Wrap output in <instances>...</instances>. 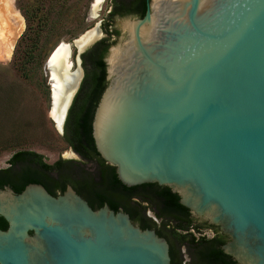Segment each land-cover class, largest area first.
I'll list each match as a JSON object with an SVG mask.
<instances>
[{
	"label": "water",
	"instance_id": "water-1",
	"mask_svg": "<svg viewBox=\"0 0 264 264\" xmlns=\"http://www.w3.org/2000/svg\"><path fill=\"white\" fill-rule=\"evenodd\" d=\"M117 29L91 121L97 153L127 187L170 188L229 237L221 250L238 264H264V0H147ZM101 36L74 41L80 79L60 130L79 55ZM0 216V264H170L153 229L70 187L0 188Z\"/></svg>",
	"mask_w": 264,
	"mask_h": 264
},
{
	"label": "rangeland",
	"instance_id": "rangeland-1",
	"mask_svg": "<svg viewBox=\"0 0 264 264\" xmlns=\"http://www.w3.org/2000/svg\"><path fill=\"white\" fill-rule=\"evenodd\" d=\"M3 2L0 0L1 4ZM92 2L93 0H14V7L23 17V30L13 44L10 57L0 58V168L7 167L10 156L19 150L35 151L48 163L54 162L58 157L72 155L50 114L51 82L46 59L58 44H69L73 72L78 54L74 41L94 29L105 34L103 28H106L110 0H103L94 14L91 13ZM21 7H28L29 15L32 13L36 17H48L47 24L41 26L42 36L38 50L29 61L24 54L29 41H19L26 29ZM121 19H126V16H114L110 26L117 29L118 20ZM31 23V27L35 28L36 20ZM30 32L33 33L32 29ZM113 39L111 45L117 44L120 34ZM20 65L22 69L19 68ZM23 71L25 75L22 74Z\"/></svg>",
	"mask_w": 264,
	"mask_h": 264
},
{
	"label": "trees",
	"instance_id": "trees-1",
	"mask_svg": "<svg viewBox=\"0 0 264 264\" xmlns=\"http://www.w3.org/2000/svg\"><path fill=\"white\" fill-rule=\"evenodd\" d=\"M21 10L25 17L26 29L19 41L25 39L29 41V44L25 46L24 49V54L27 57L26 60L29 61L34 58L35 52L38 50L37 47L39 46L42 36L41 26L47 24L48 17H36L33 16L32 13L29 15L28 7H21ZM112 16L113 11L108 13L107 24L105 25L106 28L104 27L106 37L97 41L81 55L85 75L69 106L62 134L63 140L74 144L77 146L76 148L93 143L91 136L92 116L100 94L107 84L106 65L103 59L109 46L113 44L114 36L119 34L117 29L110 27ZM34 20H36L37 25L35 28H32L31 21ZM38 23L43 24L39 25ZM30 29H32L33 33L30 32ZM19 68L22 69V65H20ZM22 74L25 75V72ZM96 154L98 153L96 152ZM89 160H92L93 170H86L83 167L76 166L69 176L72 175L71 177L74 180V182L71 181L73 182L72 184L77 188L81 187L84 195L91 201L94 202L96 199H100V202L106 201L110 208L115 211H117L120 206H124L126 210H129V212L134 215H138L140 207H147L143 204L146 202L153 206H159L164 212H185V216L187 215L188 209L179 204L177 194L173 193L168 187L159 186L156 183H146L127 187L117 179L113 166L107 164L104 170L102 164L103 162L105 163V161L103 159H101L99 164L93 159ZM8 163L10 164L8 167L0 169V173L2 174L0 186H2V182L5 181L16 192L22 190L24 185L29 182L42 183L47 189L53 190L61 180L68 177L63 169L55 168V164L44 161L41 154L31 150H19L14 152L8 159ZM35 165L39 171L35 169ZM16 166H18V168ZM14 175L19 177L20 180L16 181L13 179L12 176ZM154 185L158 187V189L152 197L136 193V190L140 188ZM127 201L129 204H127ZM192 221L193 220L188 219L185 222V228H188V225ZM0 228H6V222L1 216ZM175 232L180 234L179 231ZM190 240L193 243L194 237L192 234H190ZM202 240L212 239L202 238ZM204 251L198 253V264H234L230 257L219 249L210 250V248H207ZM217 259L220 260V262H217Z\"/></svg>",
	"mask_w": 264,
	"mask_h": 264
},
{
	"label": "flooded vegetation",
	"instance_id": "flooded-vegetation-1",
	"mask_svg": "<svg viewBox=\"0 0 264 264\" xmlns=\"http://www.w3.org/2000/svg\"><path fill=\"white\" fill-rule=\"evenodd\" d=\"M146 5H147V0H110V9H109L108 13L113 11L112 17H114V16H116V17H124V16L142 17L143 14L145 13ZM111 28H114V27H111ZM114 29H116V28H114ZM103 31L105 32L104 28H103ZM105 34H106V32H105ZM105 34L104 35L102 34V36L99 40L106 37ZM84 52H82V53H84ZM82 53H80V55H79V57L81 59V67H82V76H81L80 83H81V81L85 75V71H84V68L82 66V58H81ZM75 62H76V58H75ZM72 65H73V63H72ZM79 86H80V84H79ZM68 109H67V112L65 114V118H64V121L62 123V126H61V133L62 134L64 131L63 127H64L65 119L67 117ZM91 136H92V133H91ZM65 143L69 149V152L72 155H69L66 157H64V156L58 157L54 162H52L50 164H55V166H54L55 168L63 169L67 173L68 177H65L64 180H61L57 184V187L54 188L53 190L47 189L46 186L43 185L42 183H37V184H41L52 195L61 194L68 187H70L76 194H78L80 197L85 199L87 201V203L93 209H98L99 207L103 206L104 204L108 205V203L106 201L100 202V199H96L94 202L91 201L88 197H86L84 195L81 187L77 188L76 186H74L72 184L74 182V180L71 177L72 175L69 176L71 174V171H73V168L76 166L83 167L86 170H93L94 168H93V164L91 162L92 160H89V159L95 160L97 164L100 163L102 158L99 154H96L97 151H96V148L94 145V141L90 145H86L84 147L79 146L78 148H76L77 146H75L74 144H72L70 142L65 141ZM27 158H29V157H27ZM107 164L108 163L103 162L102 166H103L104 170L106 169ZM9 165L10 164L8 163V166ZM89 165L91 167H88ZM108 165H110V164H108ZM16 167L18 168V166H16ZM35 169L38 170L36 165H35ZM114 171H115V169H114ZM1 175L2 174L0 173V179H1ZM12 178L15 179L16 181L20 180V178L15 176V175L12 176ZM71 181H73V182H71ZM29 183H36V182H29ZM29 183H27V184H29ZM27 184H25V185H27ZM25 185H24V187H25ZM5 187H9L13 192L18 193L11 186H9L5 181H3L2 186H0V188L3 189ZM157 189H158V187H156L154 185V186L140 188L139 190H136V193L140 194V195L152 197V195L156 192ZM128 201H127V204H129ZM143 204L146 205L147 207H145V208L140 207L139 208L140 211H139L138 215H134V214L130 213L129 210H126L124 208V206H120L118 208V210H122L125 213H127L129 215L131 221L135 225L139 226L142 229H145V228L153 229L158 236L163 237L167 241L168 248H169L170 264H198V257H199L198 253L199 252H202V251L206 250L207 248H210V250L211 249L221 250V245L229 240V237L227 235L223 234L217 226H213V228H212V225H209L205 220H202L200 218L195 217L189 210L187 212V215L185 216V212H183V213L182 212H167V211L164 212V211H162V209L159 208V206H156V205L153 206L147 202L143 203ZM131 206H132V203H131ZM109 208H110V206H109ZM149 211H150V213H149ZM188 219H191L193 221L188 225V228H185V222ZM6 226H7V224H6ZM175 231H179L180 234H177ZM29 233L31 234V231ZM190 234H192L194 237L193 243L190 240ZM202 238H208V239H212V240H205L204 241V240H202ZM226 255H228V254H226ZM228 256L230 257L231 261L234 264H238L237 261H235L230 255H228ZM216 261L220 262V260H218V259Z\"/></svg>",
	"mask_w": 264,
	"mask_h": 264
},
{
	"label": "bare ground",
	"instance_id": "bare-ground-1",
	"mask_svg": "<svg viewBox=\"0 0 264 264\" xmlns=\"http://www.w3.org/2000/svg\"><path fill=\"white\" fill-rule=\"evenodd\" d=\"M3 1V4L0 3V58L7 59L10 57L15 40L23 30V17L14 7V0ZM102 2L103 0H93L91 7L92 14L99 9ZM4 26L8 28L6 29ZM98 33V30L94 29L86 35H82L76 40L78 46L82 47V45L90 43L98 37ZM69 51V44L60 43L53 50L48 61L53 99V107L50 114L53 118L57 117L58 107L64 96L71 88L76 86L80 79L79 70L75 69V71H71L73 68Z\"/></svg>",
	"mask_w": 264,
	"mask_h": 264
}]
</instances>
